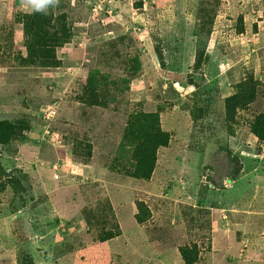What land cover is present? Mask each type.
Instances as JSON below:
<instances>
[{
    "label": "trees",
    "instance_id": "1",
    "mask_svg": "<svg viewBox=\"0 0 264 264\" xmlns=\"http://www.w3.org/2000/svg\"><path fill=\"white\" fill-rule=\"evenodd\" d=\"M9 1L8 4L11 6L8 7L13 9L9 17L6 2L0 3L3 9L0 10V70L5 71V74L0 75V113L2 116L0 146L3 147L0 150V216L19 214L23 210L31 213L43 199L46 201L43 197L39 201H37L39 198L35 199L40 194L35 193V187L32 186L34 182L29 181V175L34 174V168L28 166L26 162L6 160L2 154L5 151L4 147L22 146L30 141V134L38 121L35 115L37 111L31 105L36 104L38 107L41 105L40 102L46 105L44 101L51 99L50 95H53L56 88V84H53V81L50 84L46 77L50 73L62 75L67 68L74 69L75 74L65 88L55 90L59 92L60 89H64L63 96L59 99L60 108H57L56 114L53 113L49 119L50 133H57L61 136L72 162L80 167L109 169L116 177L113 179L106 172L104 181L109 186H104V183L100 182L93 184L88 182L83 185L81 192L82 195H86V198L83 197L84 205L72 218L75 235L55 244L59 252H68L71 249L68 244L76 241L83 243L86 238H92L91 240L97 245H108L120 235L121 228L118 218L121 215L119 211L124 205H128V208L132 206L134 209V221L136 225L144 229L148 242L160 239L165 232L173 231L177 227L168 222L169 220L165 217L168 215L170 218L169 212L162 214L160 221H154V216L163 209H160L156 203L167 205L172 201L166 191L160 188L159 190L152 189L153 195L149 198L150 203H147L136 197L137 192L123 187V180L119 179L127 177L150 183L158 159H160V151L172 145H180L184 133L167 128V123L171 121L170 110L175 105L183 110L177 111V116L186 112L191 119L202 121L208 108L210 107L209 110L212 111L216 102L222 101L224 110L221 124L226 133L229 136L237 133L253 139L255 141L254 152L257 155L255 167H258V164H264V158L259 157V147L264 146V89L261 88L262 83L254 74L257 65L261 67L264 64L263 60L257 63L256 59H251L247 65L240 61V65L235 64L228 75L236 79H231L230 84L228 83L230 88L226 87V81H224L226 95L224 94L223 98L215 96L218 92L217 87L220 85L219 80H213V83L208 84V87L213 86L212 92L204 88V72L208 66L210 67L212 57L207 46L214 31V15L210 20L204 19L203 16L208 10H213L211 4L204 2L197 4L195 22L190 27V36L193 40V48L192 46L190 48L193 50V57L191 64L181 72L180 68L187 56H191V52H188L186 44L179 39L173 38L174 43L171 40H165L168 35L166 33L168 26L164 25L159 28L157 20L158 13L164 14L165 12L146 10L143 0L104 2V6L98 12V17L100 20L107 17L118 18L120 21L117 19V22L121 28L114 31L112 38L100 43H96L99 35L90 34L89 37L92 40L89 42L94 46L87 50L75 42L79 41L82 36L86 38L85 21L79 18L83 15H90L93 11L92 0H57L55 6L50 5L45 11H29L23 8L25 0H13L12 3ZM176 1L179 2V0ZM147 4V7H155L151 0H148ZM133 9L143 10V13H139L143 16L144 22L129 26L131 21L127 14ZM234 10H242L231 21L236 37L258 35L260 29L258 23L251 24L250 29H247L251 20L248 10L241 9L240 5H237ZM109 12L110 15L107 16ZM153 17L154 23H151L150 19ZM121 19L124 20L121 21ZM141 33L143 35L140 37ZM218 42L220 43L219 40ZM237 44L238 41L235 42V45ZM68 45H74V47L65 54L63 60L59 53ZM249 45H251L249 48H255L254 50L259 48L257 44ZM171 48L172 50L175 48L176 51L172 52ZM222 49V45L219 44L218 51ZM253 51L251 57L258 55L261 58L260 55L264 53V49ZM170 54H172L171 63L177 67L179 72L170 73L168 71L167 58L169 60ZM151 59L157 62L160 71L163 72V76L157 79L153 78L154 74L158 75L156 69L149 68L148 62L151 63ZM83 61L88 62L83 65ZM32 74L35 77L30 79L29 75ZM138 80L142 81L143 88L147 90L132 89L131 84ZM150 81H159V83L152 87L147 85ZM25 84H30V86H25ZM176 84L184 90L192 89L186 99L178 98ZM54 85L55 88L51 87ZM11 88H13L12 93L8 91ZM143 91L147 94L145 98L148 99L141 97ZM150 103H153L152 107L148 106ZM259 103L262 105L261 109L256 107ZM146 106L148 110H145ZM11 116L14 118L9 119ZM41 118L43 121L46 120L43 114ZM41 124L47 125L46 122H41ZM37 144L40 142L37 141ZM103 147H110V149L105 148L104 152L101 151L102 160L99 161L95 156V150ZM244 147L253 149L248 143H245ZM262 151H264L263 148ZM220 152H224L228 162L231 160L235 164L238 162V168L242 167L240 153L232 154V151L220 147L210 156V171L213 170V155L215 153L221 155ZM8 154H10L9 151ZM160 164L163 169V162ZM54 166L56 170H53ZM50 168L53 172L59 173L61 166L51 165ZM228 170L227 175L221 173L219 176L207 177L212 180L211 182L216 186L215 189H224V181H235L241 168L238 170L228 168ZM36 175L38 174L35 173L34 177ZM66 183V181L63 182L64 185ZM193 193L194 191L183 194L188 196L194 195ZM204 200L211 202L214 208H220L213 203L210 196L205 197ZM203 202L199 199V208ZM160 206L163 207V205ZM223 209L230 213L227 210L229 208ZM129 211L125 212V216L130 213L127 222L132 223V210ZM192 211L194 210L186 205L181 209L185 219L190 217L191 226L202 216L207 215L208 217L207 211L206 213ZM31 216H35V213H31ZM208 223L210 221L206 220L205 224L210 232ZM80 230H84L86 237L82 240L75 237ZM234 233L236 235L233 236V240L239 243L237 248L241 245L240 238L249 241L247 246H243L245 250L258 237L254 238L247 235L248 233H243L240 226L236 227ZM207 240L209 241V238ZM211 240L217 241V238L212 237ZM176 244L179 245V243ZM225 244L227 245L226 241L222 240L221 249L227 250L228 246H224ZM228 245L233 246V241ZM178 250L183 264H197L200 250L196 243L184 244L183 242ZM235 252L237 253L238 250L236 249L233 253ZM231 259L230 255L227 261ZM17 264H33L30 254L21 250Z\"/></svg>",
    "mask_w": 264,
    "mask_h": 264
},
{
    "label": "rangeland",
    "instance_id": "2",
    "mask_svg": "<svg viewBox=\"0 0 264 264\" xmlns=\"http://www.w3.org/2000/svg\"><path fill=\"white\" fill-rule=\"evenodd\" d=\"M128 1L131 2L134 0ZM147 1L148 0H143L144 8L146 10H161L162 13L165 12L164 14L158 13L157 17L159 28H161V26L163 27L164 25L168 26V29L166 30L168 35L165 37V40L168 39L173 42V38L179 39L182 43L186 44L188 47V52H191V56H187L186 61L183 62L180 68L181 72L185 70L186 66L191 64V59L193 57V50L190 48V46L193 48V40L190 36V27L195 22L197 4L199 2H204L211 4V7L213 6V10H208L203 16L204 19L210 20L214 15V31L210 36L207 46V50L212 57L210 60V67L208 66L204 72V88L206 87V91L210 89L212 92L213 86L208 87V84L213 83V80H219L220 85L217 87L218 92L215 94V96L223 98L224 94L226 95L224 92L225 88L223 83L226 81V87L230 88L228 83L230 84L232 81L231 79H236V77L230 78L228 73L232 70L235 64L240 65L239 61L245 65L249 64L251 59H256L257 63L261 60L264 62V53L260 55L261 58H259L258 55L251 57L252 51L255 48H249L251 46L249 44H257L256 46H259V48L253 52L264 49V0H179V2L176 0H151V3L155 4L156 8L147 7ZM2 2H6L7 4L5 6H7L6 10L9 17L12 8L8 6L11 5L8 4V0H0V3ZM9 2L12 3L13 0H10ZM104 2L112 3V0L92 1L93 6L95 7L93 13L91 12L90 15H83L79 18L80 20L85 21L84 24L86 28V38L82 36L79 41L75 42V44L79 43V46L86 50L94 46L93 43L89 42L92 40L89 37L90 34L95 33L96 35H99V38L96 39V43H100L112 38L114 31H117L121 28L117 22L119 20L118 18L117 20L113 17H107L106 19L100 20L98 17L97 6H104ZM238 3L240 4L241 9H247L250 13L251 20L247 29L249 30L250 25L253 23H258L260 26L258 31L260 37L258 40L255 35L243 37L239 36L238 38L236 37L235 32L231 27V21L233 18L237 17V13L239 11H242L234 10L236 6L239 5ZM0 10L3 9L0 7ZM176 10L179 11L176 12ZM139 12L143 13V10L137 11L133 9V11L130 10L128 12L127 15L130 16L131 21L129 26L131 24H139L144 22L143 16ZM109 15L110 12L107 16ZM154 17H156V15H154ZM154 17L150 19L151 23H154ZM122 20L124 19H121V21ZM136 33L139 34V32ZM141 35H143V33L140 34V37ZM252 40H254L253 43L251 42ZM236 41H238L237 45H235ZM219 44L223 47L220 52L218 51ZM72 47H74V45L66 46L60 51L59 56L61 55V58L64 60L65 54L70 52ZM172 48L171 51L175 52L176 47L174 50H172ZM83 55L85 56L84 52ZM171 57L172 54H170L169 60L167 58L168 71L170 73H174L176 71L179 72L177 67L171 63ZM86 62L88 61H83V65H86ZM150 62L151 63L148 62L149 68H155L158 72V75L154 74L153 78L157 79L158 77L163 76V72L160 71V67L157 62L154 59H151ZM3 74H5V71L0 70V75ZM74 74L75 71L71 68H67L62 75H57V73L48 74L46 78H48L49 83L53 81L52 83L56 84V88L55 85L51 86L55 88L53 95H50L51 99H46V101H44L46 102V105L42 104V102H40L41 105L38 104L40 105L38 107H36V104L31 105V107L37 111L35 115L38 121L34 126V130L39 136L34 141L30 136V141L27 143V145L30 146V157L27 158L26 154L28 153V150L24 147L21 152V156L23 157L22 163L26 162L28 166L35 168L36 173L39 174L34 177L35 173H30L29 181L31 180L34 182V185L32 186L35 187V193L40 194V196L36 197L35 199L39 198L37 200L39 201L43 198H46V201L43 199V201H41L36 206L35 210L31 212L35 213V216H31L29 211L28 212L30 216L27 215V210H20L21 212L19 215L14 214L0 216V264H17L21 250L30 254L33 264H183L178 254V247L183 242L184 244L196 243L199 247L200 254L197 264H264V238L260 237V240H258L257 243L256 239L253 241V243L257 244L256 246H258V252L260 253L252 254L251 252H246L247 249L245 250L243 248V246H246V239L240 238L239 241L241 242V245L239 248H237L239 243L233 240V236L236 234L232 228L229 226H224L221 227V229L225 233H223L220 238L224 240L227 239V245L225 244L224 246L228 247H226L227 250H223L221 249L223 246H220L222 240L218 239L220 244L216 241H212L211 238L213 236L211 235V232H209L208 226L205 224L206 220L211 221V219L216 218L219 213L221 214V212H217L215 210L208 212L206 210L208 212V217H206L207 215L202 216L197 222L193 224V226L189 224L190 217L185 219L181 212V209L186 205L190 206L194 210L192 212L206 213L204 209L211 206L209 201H204V198L207 196H210L214 201L213 203H216L217 206L222 209L229 208L227 210H230V205L233 204L234 201V203L240 204L241 207H245L248 203L253 201H261L263 203L262 205L259 203L255 206H262L261 209H264V182L261 180L258 181V178L254 179L252 177L253 175L257 174L258 171L254 170L253 172H244V167L254 164L245 163L243 168L239 167L242 169V171H240L244 178L248 179L249 177H252L251 181H253L250 183L251 187L246 185L244 186L243 194L241 192V188L239 187L242 181H233L232 187L229 189H215L216 186L211 182L212 180L207 179V177H210L211 175L219 176L221 173H225V175H227V172L229 171L228 168H234L235 170L239 169L237 160V164L233 163L232 160L228 162V160L225 159L224 152H220L221 155H218V153L213 155L214 163L212 164L211 162L213 170L210 171V156L218 148H226L230 152L232 151V154H237L242 148H244V144L246 142L253 147L255 146V141L253 139H248L249 136L238 135L237 133H235L234 136H229L226 133L225 128L221 124V116L223 114L224 107L222 101L220 100L217 101L212 107V111L209 110L210 107L208 108L204 115V120L202 121L191 119V116H188L186 112H182L177 116L176 112L183 110L179 109V106L177 105L173 106V109L170 110L171 121L167 123V128L170 130H178V132L182 131V133H184V138L181 140V143H179L180 145H172L160 151V159H158L155 173H153L152 176V181L154 183L152 181L150 183H146L145 181H137L127 177L119 178L123 180V187L131 189L133 192H137L136 197L140 200H144L147 203H150L149 198H151L153 195L152 189L159 190L160 188L163 191H166L169 197L172 199V201H170L168 204L166 203L167 205L164 203H156L160 209H163L159 211V214L154 216L155 222L160 221L159 219L162 218V214L164 215L169 212L170 218L168 215L165 217L169 220L168 222L177 226L173 231L165 232V235L160 238L161 240L157 239L154 241L159 242L163 251L168 252L167 256L160 258L152 253V250L154 252H159V246L157 243L149 245V243L153 241H147L145 238L146 233L143 231L144 229L136 225L134 221V209L132 206L131 208H128V205H124V207L119 211V214H121L120 216L118 215L119 226L121 228L120 235H118L108 245H97L91 240L92 238L87 239L85 237L86 240H84L83 243L82 241H76L69 244H80L77 247H74L78 250L73 251L72 248L68 250V252H59V249L55 247V243H59L61 240L60 235L62 233H60V230L65 228L67 229L66 225H68L70 222L72 223V218L75 216L77 210L84 205L83 197L86 198V195H82L81 192V188H83V185L86 184L85 182H81L82 179L77 183H73L74 185L70 188V190H66L58 184L62 178V175L58 174L56 177L57 179H54V176L50 171L51 164L62 165L66 169H76L71 164L74 162L70 160V156L67 157L68 161L70 162H68L66 159L60 161L56 160L58 156H63L62 151L65 149V146L60 135L57 133H50L51 126L49 125V119L53 113L56 114L57 108H60L61 103H59V99L63 96L64 89H60L59 92H56L55 90L61 87L65 88V86L69 84V80L72 79ZM254 74L255 77L262 83L261 88L264 89V64L261 65V67H258L257 65ZM29 76L30 79L35 77L34 74ZM156 79L152 80L154 81ZM20 81L22 82V79ZM153 81H150V83H147V85H151L152 87L158 85L159 81ZM25 86H30V84H25ZM44 87L45 85L43 88ZM131 87L136 91L140 89L147 90L143 88L142 81L140 80L134 81L131 84ZM175 87L178 89L179 99H186L187 96H189L188 94L192 92L191 88L184 90L180 86H177V84ZM12 90L13 88L8 91L12 93ZM141 97L145 98L147 97V94L143 91L141 93ZM152 105L153 103H150L148 106L152 107ZM256 107L261 109L262 105L259 103L256 105ZM145 110H148L147 106ZM40 114H43L46 120L43 121ZM1 118L2 116L0 113V119ZM13 118V116L9 117V119ZM41 122H46L47 125H42ZM52 130L54 131L53 128ZM47 135L48 137H46ZM43 139L44 141H42ZM37 141H39L40 144H37ZM36 144L38 145L37 149L40 151L41 156H36L34 158V155L37 151ZM100 145L101 144H99V147ZM104 145L107 144L104 143ZM174 147L176 148L174 149ZM105 148L110 149V147H103L100 150H95V156L99 161L102 160L100 158V154L104 152L103 150ZM254 148L251 149V151L254 152ZM259 148V157L264 158V151L261 152V149L264 148V146ZM8 151L9 149L7 147L2 156L5 157L6 160H11L12 156L8 154ZM34 151L35 153L33 155ZM249 157L252 158L251 155H249ZM52 161L54 163H51ZM33 162L35 163L33 164ZM160 162H163V169L161 168ZM93 169L95 173L101 177H105L107 175L106 172L111 178L114 179L116 177L115 175H112L109 169L107 170L105 168L99 167H94ZM237 176H239V173H237ZM261 179L264 180V175L261 177ZM95 182H97L95 178H90L91 184ZM214 183H216V181H214ZM226 183L230 184L231 182L226 181ZM253 188L256 192L252 195ZM193 191L197 196H185L183 194H188V192L192 193ZM199 199L200 201H204L205 206H200L202 209H200L198 205ZM180 204L181 207L183 205L182 208L180 207ZM160 205H163V207ZM129 210H132V223L127 222V217L130 215V213L125 216V212H130ZM223 214L227 218V221H229L230 213L223 211ZM250 219L252 229L251 232L248 230L247 235L256 238L261 228H263V231L261 232L264 237L263 217L252 216ZM17 220L22 222L21 225L14 223ZM208 224L209 228H211V225L212 227L216 226L213 224V221ZM59 225L61 226L60 228H58ZM83 231L84 230H80V232ZM80 232L78 236L79 240H82V235H80ZM22 233L27 236V238L24 240L20 239L24 236ZM207 238H209V241ZM167 239H170V241H166ZM232 241L233 246L228 245V243H231ZM176 243H179V245ZM251 247H253V244ZM131 248L133 250H131ZM236 249L238 250V256L236 252L235 254L233 253ZM75 252L78 253L75 254ZM58 254H60V256H57ZM230 255L232 259L227 261L228 258L230 259Z\"/></svg>",
    "mask_w": 264,
    "mask_h": 264
},
{
    "label": "crops",
    "instance_id": "3",
    "mask_svg": "<svg viewBox=\"0 0 264 264\" xmlns=\"http://www.w3.org/2000/svg\"><path fill=\"white\" fill-rule=\"evenodd\" d=\"M93 2L95 1V0H92ZM239 4V3H238ZM240 5V4H239ZM258 8V7H257ZM255 37H257V40H258V38L260 37V34H256V36ZM254 39V38H253ZM257 40H256V43H257ZM253 41L254 40H252L251 42L253 43ZM254 45H256V44H254ZM69 46V45H68ZM136 91V90H135ZM35 126V125H34ZM37 126V125H36ZM30 136H31V138H33L32 140L34 141V140H36V138L39 136L37 133H36V131L35 130H33V132L30 134ZM248 139H251L250 137L248 138ZM247 143V142H246ZM249 144V143H248ZM26 148L27 150H28V153L26 154V156H27V158H29L30 157V153H29V151H30V146L29 145H27V144H25V145H22V146H20V145H15V146H11V147H8V149H9V151H11L12 153H13V156H12V160H15V161H21L22 162V156H21V152H22V149L23 148ZM36 149H37V147H36ZM36 149H35V151H36ZM5 150H6V148H5ZM35 151L33 152V155H34V153H35ZM56 153V152H55ZM238 153H240V155H239V157H240V159H241V162H242V168H243V165L245 164V163H251V164H254V165H248V166H246V167H244V172H253L254 170H256V171H258V173L257 174H255V175H253L252 177L255 179V178H258V181H263L264 182V180L263 179H261V177L264 175V164L262 163V164H258L259 166L258 167H255V165H256V161H255V159H252V158H250V157H244V156H242V155H246V154H248V155H253V154H255L253 151H251V149H249V148H246L245 149V147L244 148H242ZM57 154V153H56ZM62 155L63 156H58L57 157V159L56 160H58V161H60V160H64V159H66L67 161H68V158L67 157H69V154H68V151L66 150V149H64L63 151H62ZM36 156H41V153H40V151L37 149V151H36V154L34 155V158L36 157ZM33 160H36V159H33ZM38 160V159H37ZM264 161V160H263ZM68 162H70V161H68ZM35 162H33V164H34ZM51 163H54L53 161L51 162ZM76 169H66L65 167H63L62 165H60L61 166V168L59 169V173L58 174H61L62 175V178H61V180H60V182H58V184L61 186V187H63V188H65L66 190H70V188L74 185L73 183H77V182H79V181H81V179H82V181L81 182H85V183H88V182H90V178H95V180H97V182H100V183H104L103 185L104 186H109V184H107L105 181H104V176L103 177H101L100 175H97L96 173H95V171H94V167H80L79 165H77V164H74V163H71ZM51 165H53V164H51ZM34 171V173H36V171H35V168L33 169ZM74 170V171H73ZM50 171L52 172V175L54 174V172L52 171V169H50ZM241 171H242V169H241ZM241 171H240V173H239V176H238V178L236 179V180H239V181H242V183L240 184V188H241V192H242V194H243V190H244V186L246 185V186H248V187H251V185H250V183H252L253 181H251V178L252 177H249L248 179H245L244 178V176L242 175V173H241ZM39 175V174H38ZM83 180H85V181H83ZM40 181V180H39ZM64 181H66L67 183L64 185L63 184V182ZM40 183V182H39ZM57 184V183H56ZM232 184H233V182H231L230 184H228V183H226V181H224L223 182V186H224V189H229V188H231L232 187ZM44 188V187H43ZM108 189V188H107ZM256 191H255V189L253 188V192H252V195L255 193ZM195 196H197L195 193H193ZM61 197V196H60ZM205 201V200H204ZM249 201H250V199H249ZM235 202V201H234ZM233 202V204H231L230 205V210H229V212H230V214H229V221H227V218L224 216V214H223V211H226V209H221V208H214L212 205L211 206H209L208 208H205L204 210L206 211H217V212H221V214L219 213V215L216 217V218H214V219H211V221H210V223L213 221V224H215L216 226L215 227H212V225H211V228H210V232H211V235L213 236V238L214 239H216L217 238V241L216 242H218L219 243V241H218V239L219 240H224V239H222V238H220V236L223 234V233H225L222 229H221V227H224V226H229L230 228H232L233 229V231H235V229H236V227L237 226H240V227H242V232L243 233H248V230L251 232V229H252V224H251V219H250V217H252V216H262L263 217V221H264V209H261L262 208V206H255L256 204H259L260 203V205H262L263 203L261 202V201H253V202H251V203H248L245 207H241L240 206V204H238V203H234ZM263 202H264V198H263ZM210 204H211V202H210ZM207 205H208V203H207ZM202 206H205L204 205V202H203V205ZM15 215H19V214H15ZM27 215H29V212H27ZM30 216V215H29ZM14 223H16L17 225H21V221L20 220H17V221H15ZM61 226L59 225V227L58 228H60ZM67 227V229L65 228V229H62V230H60V233H62L61 235H60V242L59 243H61L62 241H63V239L64 238H67V237H74V235H75V227L72 225V223L70 222V223H68V225L66 226ZM71 227H73V228H71ZM263 227H264V224H263ZM15 229V228H14ZM16 230V229H15ZM59 230V229H58ZM17 231V230H16ZM260 231H263V228H261V230ZM18 232V231H17ZM78 234L79 233H77L76 234V238H78L79 239V236H78ZM22 235H24L23 233H22ZM80 235H82V238H85V235H84V232H80ZM233 236V235H232ZM231 236V237H232ZM260 237H262V238H264L263 237V234H262V232H260V235H259V233H258V237L256 238V243L258 242V240H260ZM25 238H27V236L26 235H24V237L23 238H20L21 240H24ZM244 239V238H243ZM227 239H225V241H226ZM58 243V242H57ZM153 243H157L158 244V246H159V252L157 251V252H154L153 250H152V253L154 254V255H156L157 257H160V258H163V257H165V256H167L168 255V252H166V251H163V249H162V247L160 246V244H159V242H151V243H149V245H152ZM256 243H253V247H251L252 246V244L251 245H249V248L246 250V252H251L252 254H256V253H260V252H258L259 250V248H258V246H256L257 244ZM56 244V243H55ZM249 244V241L246 239V246ZM69 245V244H68ZM70 246V248L72 249L73 248V251H76V250H78V249H76V248H74V247H77L78 246V244L77 245H69ZM131 250H133L132 248H131ZM252 250V251H251ZM76 253H78V252H75V254ZM74 254V253H73ZM261 256V255H260ZM248 259H251V258H248ZM245 262H249V261H245Z\"/></svg>",
    "mask_w": 264,
    "mask_h": 264
},
{
    "label": "clouds",
    "instance_id": "4",
    "mask_svg": "<svg viewBox=\"0 0 264 264\" xmlns=\"http://www.w3.org/2000/svg\"><path fill=\"white\" fill-rule=\"evenodd\" d=\"M56 2H57V0H25V3L23 4V7H25L29 11H45L50 5L51 6H55ZM97 8H98V11H97V15H98V12L101 9V6H97ZM94 10H95V7H94L93 11ZM93 11H92V13H93ZM2 148L3 147L0 146V150ZM4 148H7V147H4ZM9 153H10L9 155L13 156V153L11 151H9ZM242 156L249 157L248 154L242 155ZM251 156H252V159H256V157H257L256 154H253ZM262 156H263V154H262ZM53 170H56V166L53 167ZM57 175H58V172L55 171L54 174H53L54 179H57L56 178Z\"/></svg>",
    "mask_w": 264,
    "mask_h": 264
}]
</instances>
